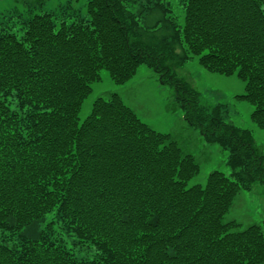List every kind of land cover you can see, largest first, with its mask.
Here are the masks:
<instances>
[{
  "label": "trees",
  "instance_id": "1",
  "mask_svg": "<svg viewBox=\"0 0 264 264\" xmlns=\"http://www.w3.org/2000/svg\"><path fill=\"white\" fill-rule=\"evenodd\" d=\"M139 1L89 0L84 17L45 12L23 19L20 35L0 29V264L264 263V227L225 221L241 191L264 185V154L250 129L227 122L222 105L208 111L169 65L198 57L237 75V98L264 130V0H182L183 23L165 0L137 13ZM154 9L171 31L159 41L146 39L141 19ZM143 64L174 86L188 123L229 151L230 174L188 187L201 170L195 156L117 92L79 122L102 69L125 84ZM56 225L94 257H78Z\"/></svg>",
  "mask_w": 264,
  "mask_h": 264
},
{
  "label": "rangeland",
  "instance_id": "2",
  "mask_svg": "<svg viewBox=\"0 0 264 264\" xmlns=\"http://www.w3.org/2000/svg\"><path fill=\"white\" fill-rule=\"evenodd\" d=\"M88 1L0 0V29L8 27V30L20 35L23 19L45 12L53 13L57 22L67 15H70L71 19L79 15L84 17L87 13ZM144 2L145 0H140L132 10L137 13L143 11L141 4ZM165 2L171 4L170 14L183 23L182 0H165ZM162 18V11L157 9L142 15L147 40L159 41L171 34L169 27L162 23ZM176 50L182 53L181 48L177 47ZM169 65L177 77L200 92L201 103L208 111L222 105V116L227 122L250 129L255 137L256 147L264 154V130L258 127L251 117L254 107L249 102L237 98V95L245 93L243 80L237 75L226 76L207 70L199 63L198 57L182 65L177 64L176 60H170ZM101 77L100 81L92 84L93 91L84 101L79 113L80 123L90 115L97 98H109L112 93L117 92L143 121L161 132L169 133L184 153L195 156L201 170L188 182V187L196 184L206 185L209 174L214 170L227 174L232 172L228 164L229 151L218 144L208 142L199 128L188 123L184 118V110L176 98L174 86L162 83L160 74L153 68L145 64L141 65L137 74L125 84H116L106 69L101 70ZM231 220L240 222L242 228L253 224H261L264 227V185L261 182L254 183L251 190H243L236 196L225 216V221ZM56 227V236L63 238L66 246L78 257H94L93 247L75 245L74 241L77 240L75 235L59 229L58 225ZM2 239L3 233L0 230V241ZM9 243L12 244L11 241Z\"/></svg>",
  "mask_w": 264,
  "mask_h": 264
}]
</instances>
